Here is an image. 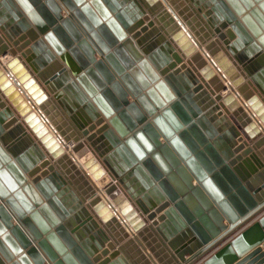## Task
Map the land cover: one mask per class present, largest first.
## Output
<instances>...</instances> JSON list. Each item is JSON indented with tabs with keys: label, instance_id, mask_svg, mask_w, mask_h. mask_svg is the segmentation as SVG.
<instances>
[{
	"label": "water",
	"instance_id": "1",
	"mask_svg": "<svg viewBox=\"0 0 264 264\" xmlns=\"http://www.w3.org/2000/svg\"><path fill=\"white\" fill-rule=\"evenodd\" d=\"M0 264H264V0H0Z\"/></svg>",
	"mask_w": 264,
	"mask_h": 264
},
{
	"label": "crops",
	"instance_id": "2",
	"mask_svg": "<svg viewBox=\"0 0 264 264\" xmlns=\"http://www.w3.org/2000/svg\"><path fill=\"white\" fill-rule=\"evenodd\" d=\"M176 3L187 14V11H185L184 8L188 7V5L187 4L183 5V4L179 3L178 1ZM190 21L194 24V21L191 18H190ZM222 108H223V110H227L228 106L225 105ZM55 111H58V113H57L58 115H56L55 113H52L54 118L59 121L60 125H63L62 124V120H64V119H63L62 114L60 113L58 108L55 109ZM72 173L75 176L74 179L70 177L71 181L73 182L72 191L74 192L75 196L80 197V196L84 195V191H89V185H88V181H87L88 180L87 179L88 176H87L86 172H84V171L81 174H77L74 171H72ZM143 244L145 245L144 242H143ZM129 254L133 257V260H135L136 262L139 263L138 259L141 258V257L139 256V253L137 252L135 247H133L132 250H129ZM146 254L149 255V258L152 261L153 258L151 257V254H149L148 251H146Z\"/></svg>",
	"mask_w": 264,
	"mask_h": 264
},
{
	"label": "bare ground",
	"instance_id": "3",
	"mask_svg": "<svg viewBox=\"0 0 264 264\" xmlns=\"http://www.w3.org/2000/svg\"><path fill=\"white\" fill-rule=\"evenodd\" d=\"M222 78V77H221ZM223 81H224V83H226V84H228L227 83V81H225L224 79H222ZM71 148H72V145L71 144H69V150H67V152H69L70 153V151H71Z\"/></svg>",
	"mask_w": 264,
	"mask_h": 264
},
{
	"label": "built area",
	"instance_id": "4",
	"mask_svg": "<svg viewBox=\"0 0 264 264\" xmlns=\"http://www.w3.org/2000/svg\"><path fill=\"white\" fill-rule=\"evenodd\" d=\"M223 79V78H222ZM228 83V82H227ZM228 85V84H227ZM231 91H233V90H231Z\"/></svg>",
	"mask_w": 264,
	"mask_h": 264
}]
</instances>
